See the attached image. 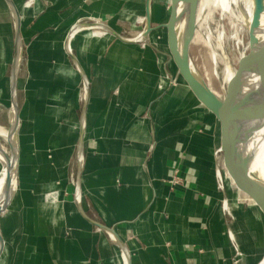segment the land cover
<instances>
[{
    "label": "crops",
    "instance_id": "obj_1",
    "mask_svg": "<svg viewBox=\"0 0 264 264\" xmlns=\"http://www.w3.org/2000/svg\"><path fill=\"white\" fill-rule=\"evenodd\" d=\"M161 1L153 0L150 45L86 29L75 35L71 50L89 80L85 103L83 77L65 50L71 28L101 21L134 38L139 18L146 24L147 0H13L28 78L21 87L18 190L1 217L0 264H125L119 246L88 219L114 229L130 264L263 260L264 217L225 183L219 123L167 56L160 26L168 8ZM0 7L2 43L11 21L13 40L15 28L5 0Z\"/></svg>",
    "mask_w": 264,
    "mask_h": 264
},
{
    "label": "water",
    "instance_id": "obj_2",
    "mask_svg": "<svg viewBox=\"0 0 264 264\" xmlns=\"http://www.w3.org/2000/svg\"><path fill=\"white\" fill-rule=\"evenodd\" d=\"M11 14L14 18L15 39H14V55L12 62V69L10 74V107L8 108V129L15 133V149L8 144V149L12 157H16V165L7 164L6 173V193L7 201L0 207V222L2 215L9 209L12 201L18 190L19 181V160H20V139L19 131L21 127L20 119V103L18 81L22 61L24 58V43L22 36L21 15L13 0H5ZM181 0H170V14L168 21L160 27L165 30L166 43L169 50L167 54L169 60L174 63L181 79L189 87L195 98L215 117L219 123L220 128V149L223 155V165L225 172L230 179L234 189L249 203H251L264 217V176L255 173L250 168L236 145V142L231 134V119L237 116L240 109L243 107L245 98H241L240 102L236 103L233 100L231 89L237 81L241 82L242 75L251 70L256 65V70L260 77L261 87L264 85V31L262 27V18L264 15V0H257V10L254 17V24L252 29L248 32V52L243 54L238 63V67L234 70V79L230 80L223 87V96H217L206 84L200 79L194 69L192 60L190 58V47L197 33L201 22L195 18L190 19L189 12H184L180 7ZM152 4L153 0H147L146 10V24L142 32L134 38H125L107 24L96 21L94 23L76 24L74 25L65 40V50L71 58L74 66L83 77L85 103L89 98V80L84 74L83 69L77 58L71 50V41L75 35L81 30H100L107 34L113 35L118 40L127 44L145 43L150 45L148 41L149 35L155 30L152 26ZM209 10V9H208ZM207 10V13L209 12ZM256 28L258 31H254ZM247 30V29H246ZM261 61V62H259ZM258 62V63H257ZM255 71V69H253ZM251 72V71H250ZM170 75V73H168ZM244 78V77H243ZM241 84V83H240ZM239 84V90L243 89V85ZM246 89H249L250 84H245ZM241 92V91H239ZM13 117V118H12ZM264 118V114L263 117ZM83 136L81 135L79 149H78V170L75 184V201L81 207V176L83 165ZM14 147V146H13ZM13 170V172H12ZM86 217V216H85ZM88 219V218H87ZM92 222L100 230L104 231L113 242H115L121 249V253L125 264H130L129 250L114 231L113 228L104 226L98 222ZM5 247V241L1 231L0 224V257ZM264 261H261V263ZM260 263V264H261Z\"/></svg>",
    "mask_w": 264,
    "mask_h": 264
},
{
    "label": "bare ground",
    "instance_id": "obj_3",
    "mask_svg": "<svg viewBox=\"0 0 264 264\" xmlns=\"http://www.w3.org/2000/svg\"><path fill=\"white\" fill-rule=\"evenodd\" d=\"M212 3L214 6L220 8L222 18L226 15H232L234 11H239L241 19L237 21L238 24L247 29V31L252 29L257 10V0H249L245 8L243 7L241 0H181V10L184 12H189L190 19L195 18L199 20L201 25H205V27L208 29V46H211L210 37L212 36V32L208 27L207 10L208 6H210ZM232 17L234 18L233 15ZM262 20V27L264 31V15ZM253 29L255 32L258 31L254 27ZM221 41L222 37L219 38V44L222 43ZM214 58L216 59L215 54ZM253 69H255V71ZM234 75V70L227 66L226 83L230 80H233ZM240 83L239 81H237L236 84L234 83V86L231 89V94L233 95L234 101L236 97V103L240 102L242 104L240 101L242 97L245 98V101L242 104L243 107L240 109V112L230 121L232 130L231 134L233 135L242 158L248 162L252 171L264 176V118H262L264 114V85L262 87L260 85V77L256 70V65L251 70L247 71L244 76L242 75ZM247 83L250 84L249 89H246L245 87V84ZM239 84L243 85L242 90H239ZM8 144H10L12 148L15 149V133L0 125V197L4 194H7V164L12 165L14 168L17 162L16 157H12L10 154V151L7 147ZM6 198L7 197H3L0 199L2 200L0 207L7 201ZM261 264H264V261Z\"/></svg>",
    "mask_w": 264,
    "mask_h": 264
},
{
    "label": "rangeland",
    "instance_id": "obj_4",
    "mask_svg": "<svg viewBox=\"0 0 264 264\" xmlns=\"http://www.w3.org/2000/svg\"><path fill=\"white\" fill-rule=\"evenodd\" d=\"M248 1L249 0H241V3L244 8L247 6ZM161 2H163V4H165V6H167L168 8L165 18H162L163 23H165L169 18L170 3L168 2V0H162ZM155 9H157V5L155 6ZM208 9H209L208 10L209 12L207 13L208 27L212 32V36L210 37L211 46H208L207 44L208 29L205 27V25H200L198 27L197 33L190 47V50H191L190 58L192 60L194 69L198 77L202 79L205 82V84L217 96L222 98L223 90H224L223 87L225 85V79H226V67L229 66L232 70H236L238 67V63L240 59L242 58L243 54L248 52V32L244 27L240 26V24H238L237 22L238 20L241 19L239 15L240 14L239 11L233 12L232 15L234 16V18L232 17L231 14L226 15L222 18L220 8L214 6L213 3L210 6H208ZM0 10H1V7H0ZM139 19L141 21L139 29L143 30L145 27V19L142 17H140ZM8 25H9L8 28H10L11 30L10 31L11 36H8V40L2 43L0 42V56H1L0 58V125L6 128L8 127V116H9L7 107H10V90H9L10 72L9 71H10V66H11L10 64L13 62V46H14L12 21ZM88 31H92L91 33L93 36L96 34L105 33L104 31L100 32L97 30L96 31L88 30ZM220 37H222V41H221L222 43L219 44ZM5 51L7 52L8 57L6 59H2L3 52L5 54ZM214 54L216 56V59L214 58ZM27 56H29L28 46L25 44L24 45V58H23L22 65H21L20 78H19V83H18L19 103L21 102V100L23 102L24 95H25L24 93L21 92V87L23 86V84L26 82L28 78V74H27L28 57ZM4 61L5 63L7 61L9 64L8 69H7L8 72H5L6 69L4 67L5 65ZM23 103L25 104V100ZM1 105H4L6 107L3 108ZM23 108L25 109L26 107L24 106ZM29 118L30 117L28 116V111L25 110V113H24L25 121H29L28 120ZM27 124L25 125L27 126ZM28 129L29 128L27 127V130ZM19 134H20V131H19ZM5 146H6V143H5ZM23 156H26V155H23ZM75 172L76 170L74 166L72 169V174H71L72 182L75 181ZM225 183L232 186V183L230 179L228 178L227 174L225 176ZM3 197H7V194H4L3 196H1L0 199ZM1 202L2 200H0V203Z\"/></svg>",
    "mask_w": 264,
    "mask_h": 264
},
{
    "label": "built area",
    "instance_id": "obj_5",
    "mask_svg": "<svg viewBox=\"0 0 264 264\" xmlns=\"http://www.w3.org/2000/svg\"><path fill=\"white\" fill-rule=\"evenodd\" d=\"M50 196H53L52 194Z\"/></svg>",
    "mask_w": 264,
    "mask_h": 264
}]
</instances>
